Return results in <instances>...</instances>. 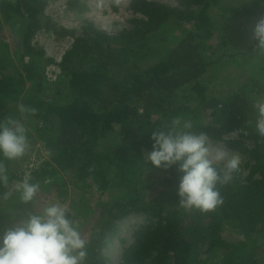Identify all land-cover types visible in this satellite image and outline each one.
Returning a JSON list of instances; mask_svg holds the SVG:
<instances>
[{
	"label": "trees",
	"instance_id": "trees-1",
	"mask_svg": "<svg viewBox=\"0 0 264 264\" xmlns=\"http://www.w3.org/2000/svg\"><path fill=\"white\" fill-rule=\"evenodd\" d=\"M46 1L0 0V121L11 118L22 122L29 144L46 142L50 162L29 174L30 182L39 185L38 199L45 194L56 198L67 194L61 174L96 190L90 213L95 219L91 217L94 220L89 224L97 234L86 239L85 264H105L103 250L106 240L117 233V222L138 214L148 223L138 226L132 242L123 247L121 264H264V137L248 124L255 123L251 116L256 111L249 106L257 100L250 96L257 86L243 81L220 99L207 94L201 83L208 69L220 60L206 61L207 48L200 43L212 36L210 29H221L215 18L205 13L219 0H176V6L129 0L133 15L128 20L130 30L108 34L84 22L77 36L49 23L44 15ZM228 1L220 6L232 17L226 30H239L234 25L237 21L254 26L264 15V0ZM66 8L79 14L86 6L70 0ZM2 22L19 27L13 30L20 49L15 70ZM43 23L49 24L56 36L73 39L57 65L60 74L53 83L45 80L44 67L54 61L42 48L32 45L44 29ZM185 26L196 32L184 35L180 29L182 39L175 46H151L150 40L164 29ZM199 31H203L201 38ZM251 32L246 52H240L236 44L230 50L242 54V60L254 51L263 64L264 53L255 49L253 27ZM228 37L221 36L224 52L231 43ZM186 90L191 92L193 107L176 103L177 92ZM256 93L260 95V90ZM20 105L35 111L21 113ZM184 113L192 117L186 131L205 133L209 140L224 144L245 159L231 180L218 183L224 200L208 212L178 204L177 184L182 175L178 165L168 170L154 168L141 155V149L151 150L154 131H167ZM202 119V124L197 122ZM114 127L125 135L122 147L106 141ZM237 128L241 132L236 135ZM137 130H141L140 135ZM229 135L233 137L226 138ZM101 141L106 145L101 147ZM4 160L0 157V167L7 176L6 182H0V233L19 223L27 211H34L32 203L19 200L16 185L21 179L7 170ZM216 167L222 169L223 165ZM12 184L14 189H10ZM80 210L70 211V219L76 222Z\"/></svg>",
	"mask_w": 264,
	"mask_h": 264
},
{
	"label": "rangeland",
	"instance_id": "rangeland-1",
	"mask_svg": "<svg viewBox=\"0 0 264 264\" xmlns=\"http://www.w3.org/2000/svg\"><path fill=\"white\" fill-rule=\"evenodd\" d=\"M70 0H47V6L44 9V15L49 18L50 24H55L57 27L63 28L69 32L74 33L75 36L80 34V28L83 26V23H92L93 26L100 31L106 32L108 34H116L122 29L130 30L131 26L128 24V20L133 18L132 12L129 9V0H78L81 4L85 5L86 8L81 13L71 12L66 8V5ZM160 3H163L168 6H176V0H154ZM228 0H219V4L211 7L206 13L207 16L215 18V23L221 26V29L217 31L216 29H210L209 32L212 36L209 40H200V43L203 47H206L207 50L204 54L206 61H216L220 59L215 65L208 69L206 74L202 77L201 83L204 84L207 88V94H211L213 97L218 98L221 95H228L229 92L235 91L238 83L249 82L250 85H255L257 88L250 95L252 98H257L255 102L250 103L249 108L256 111V106L264 104V71L261 70L263 64L258 59V54L254 51L248 54L245 57V60H242L241 55L233 53L230 50L232 44L238 45L240 52L244 53L247 51V48L252 42V25L247 22H240L235 26L239 27V30L233 29V27L226 30L227 26L230 23L232 17L227 13H223L220 9V6H226ZM18 24V23H16ZM44 24V23H43ZM44 29L39 31L34 39L32 40V45L37 48H42L46 56L50 57L54 64L46 65L44 67V77L47 82L53 83L56 80V77L59 76L60 70L57 67L61 61L64 53L70 48L72 43V37H58L55 35L54 30L49 27V24H44ZM231 26V25H230ZM223 27V28H222ZM3 28V37L9 51V59L12 62V70L16 69L18 65L17 54H19L20 49L17 46V41L15 39L16 35L14 29L19 28L18 25L9 27L5 26L2 22ZM181 29V30H180ZM169 30V31H166ZM179 30L183 34L189 32L195 33L196 30L193 27H182L179 29H164L163 34H159L157 37L151 39V46H165L173 47L178 42L181 41L182 37H179ZM224 30V31H223ZM200 38L203 35V31H199ZM228 35L230 37V45L227 46V50L224 52V48L221 47V36ZM228 37V38H229ZM165 39V42L161 39ZM149 41V42H150ZM220 49V50H219ZM233 56L232 59H229V56ZM28 59L25 57L24 61ZM9 64V62H8ZM139 64V62H138ZM210 71V73H209ZM260 90V95L256 93L257 90ZM189 90L177 92L178 98L176 103H179L183 106L193 107L195 103L189 101L190 96ZM221 99V97H220ZM141 112V111H140ZM249 114V112H247ZM251 115L249 114V117ZM256 116V115H255ZM255 116H251L255 120ZM182 122H190L191 115L182 114L178 117ZM155 119V118H152ZM204 119V118H203ZM197 121L202 124L205 120ZM32 134H35V130L29 131ZM140 135V131H136ZM124 133L119 130L118 127H114L113 133H109L106 141L111 143L116 147H122L124 139ZM232 135L226 136V138H232ZM34 140V138H33ZM46 142L42 140H36L34 144H29L28 150L25 155L21 158L10 160L11 163H7L9 160L5 159V165H7V170L12 174H15L18 177V180H23L25 176H29L31 170H37L38 167L45 162H50L51 155L46 147ZM107 143V144H108ZM121 144V145H118ZM101 147H103L105 142L101 141ZM249 146V143H246ZM208 148L210 155L219 149H225L229 155H237L240 158V165L243 166L245 163L244 157L240 154L229 150L222 143H215L212 140L208 139ZM127 146L125 145V148ZM148 152L141 149V155L144 158L146 163H149L145 157ZM216 164L223 165V162H218ZM246 171L242 173L244 176ZM62 180L65 181L67 188V194L56 198L55 196L50 197L49 194H45L41 199H38V196H35L32 204L33 210L36 211L37 208L42 210L43 204L59 202L63 205H66L69 212L76 211L78 208L81 209L79 217L76 218V223L81 233L82 238L88 239V236H96L97 233H94L90 229V224L92 220L95 219V214H90L93 211V200L95 198L96 190L91 184L81 183L77 184L74 180H69L65 175L61 174ZM59 177V176H58ZM73 182V183H72ZM12 186L10 189H14ZM56 187H52L54 191ZM118 195V193H115ZM20 200V199H19ZM21 201V200H20ZM22 202V201H21ZM39 204V206H38ZM45 205V206H46ZM20 208V203L18 204V209ZM36 209V210H35ZM11 213H14L12 211ZM93 217L94 219H91ZM21 218V217H20ZM148 222L145 219V216L142 214L138 215H129L125 219L117 222L118 231L117 233L110 238V241L107 239V248L103 250V255L105 257V264H121V255L123 247H127L133 240L132 235L138 226L147 224ZM124 240L125 242H122ZM208 257H203V260H206Z\"/></svg>",
	"mask_w": 264,
	"mask_h": 264
},
{
	"label": "clouds",
	"instance_id": "clouds-1",
	"mask_svg": "<svg viewBox=\"0 0 264 264\" xmlns=\"http://www.w3.org/2000/svg\"><path fill=\"white\" fill-rule=\"evenodd\" d=\"M253 34L257 38L255 49L264 53V15L255 21ZM19 111L35 110L20 105ZM248 124L258 136L264 137V104L256 106L254 125L252 121ZM190 128V122L176 118L167 131H154L151 150L145 159L152 167L163 170L178 165L182 174L177 184L178 204L208 212L223 202L224 196L217 185L231 180L232 174L239 170L240 158L229 155L223 148L210 155L207 135L186 131ZM239 132L240 128L235 129L236 135ZM28 147L27 129L22 122L11 118L0 121V157L21 158ZM218 162H223L222 169L216 167ZM6 180L0 167V182ZM30 181L31 177L25 176L16 185L24 204H31L39 190V185ZM87 243L76 222L70 219L67 206L52 202L39 212L27 211L19 223L0 233V264H85Z\"/></svg>",
	"mask_w": 264,
	"mask_h": 264
}]
</instances>
